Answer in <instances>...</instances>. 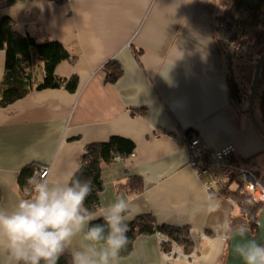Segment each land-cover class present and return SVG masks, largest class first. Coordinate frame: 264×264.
<instances>
[{
    "label": "crops",
    "instance_id": "crops-1",
    "mask_svg": "<svg viewBox=\"0 0 264 264\" xmlns=\"http://www.w3.org/2000/svg\"><path fill=\"white\" fill-rule=\"evenodd\" d=\"M232 2L0 0V18L8 16L18 33L67 48L71 59L55 73L77 78L74 91L64 85L31 90L0 105V207L10 209L25 198L17 184L25 165L47 167L46 179L54 182L81 166L86 145L121 136L134 149L103 165L94 214L125 196L133 218L150 214L158 225L196 228V242L193 263L164 259L159 234L143 233L119 264H225L231 231L246 224L231 197L206 195L188 166L184 141L192 133L211 151L233 144L238 161L264 153L263 134L247 111L250 86L232 73L221 40ZM4 57L0 50V81ZM110 60L122 69L114 83L103 71ZM231 77L242 88L240 99L230 96ZM252 107L264 133V72ZM259 156L261 175L264 154ZM132 176L143 181L140 191L127 185ZM0 264H7L2 252Z\"/></svg>",
    "mask_w": 264,
    "mask_h": 264
},
{
    "label": "trees",
    "instance_id": "trees-1",
    "mask_svg": "<svg viewBox=\"0 0 264 264\" xmlns=\"http://www.w3.org/2000/svg\"><path fill=\"white\" fill-rule=\"evenodd\" d=\"M228 23L223 25L224 49L228 60L240 58L246 48L255 50L264 43V0H233L227 12ZM0 50H4V72L0 81V105L6 106L22 98L31 90L55 88L63 86L74 91L77 85L75 76L60 77L55 73L56 66L71 59L67 48L54 39L37 40L30 34H20L14 28L8 16L0 18ZM39 59L42 63V80L36 82L34 62ZM105 79L114 83L120 77L122 69L115 61H108L103 66ZM230 96L233 100L240 99L242 88L232 77L228 80ZM247 99V97H246ZM134 149L130 139L121 136H111L104 142L90 143L85 146L81 157V179H89L93 184V192L85 201L86 207L93 213L99 207V194L103 187L101 170L103 165L116 158L129 156ZM35 163L25 165L17 176V184L21 190L30 195L32 187L37 180ZM128 186L134 192L140 191L143 181L132 176L127 179ZM224 192V191H223ZM226 195L231 197L235 204L240 206L243 213L248 214L246 228L250 234L257 232L258 217L256 212L261 207L254 203L250 196L241 187L228 189ZM259 216V215H258ZM127 236L129 243L120 255H126L132 248L133 240L137 235L156 232L164 235L190 252L193 242L186 227L158 225L150 214L135 216L129 222ZM58 264H72L71 254L67 251L61 256Z\"/></svg>",
    "mask_w": 264,
    "mask_h": 264
},
{
    "label": "clouds",
    "instance_id": "clouds-1",
    "mask_svg": "<svg viewBox=\"0 0 264 264\" xmlns=\"http://www.w3.org/2000/svg\"><path fill=\"white\" fill-rule=\"evenodd\" d=\"M80 172L77 165L62 179L37 181L33 195L10 209L0 207V252L7 264H58L69 250L72 264H119L129 243L131 201L117 196L94 214L85 204L93 184ZM247 231L244 226L235 230L241 237ZM76 240L78 246L72 247ZM233 250L244 264H264V243L244 239Z\"/></svg>",
    "mask_w": 264,
    "mask_h": 264
},
{
    "label": "built area",
    "instance_id": "built-area-1",
    "mask_svg": "<svg viewBox=\"0 0 264 264\" xmlns=\"http://www.w3.org/2000/svg\"><path fill=\"white\" fill-rule=\"evenodd\" d=\"M184 144H186L189 152L190 166L195 174L199 176L201 185L211 196H215L217 192H222L227 181L230 184L231 182L239 184L241 189L250 196L251 200L255 202L264 201L263 179L256 175L245 163L234 159L236 148L233 144H227L211 151L207 149L205 143L192 133L187 136ZM47 172L48 170L45 168L40 174L35 173V176H38V181L46 179ZM229 201L232 204L235 203L232 198ZM194 232H196V228L191 227L189 234L192 240L196 242L193 237ZM159 237L161 240H167L170 244L169 250L162 252L164 259L183 258L191 263L195 261V251L186 254L178 242L161 234H159Z\"/></svg>",
    "mask_w": 264,
    "mask_h": 264
},
{
    "label": "rangeland",
    "instance_id": "rangeland-1",
    "mask_svg": "<svg viewBox=\"0 0 264 264\" xmlns=\"http://www.w3.org/2000/svg\"><path fill=\"white\" fill-rule=\"evenodd\" d=\"M50 2L52 3H61L65 0H58V1H55V0H49ZM71 1V0H70ZM70 1H67L66 2H70ZM224 25L225 23H228V22H223ZM222 40V44L223 42H225L223 40V38L221 39ZM264 54V43L259 45L255 50H251L250 48H246L242 51V54H241V57L240 58H233L232 60V73L236 76L237 80L240 81V82H243V83H248V86H250V90H251V84H252V78L251 76H253L254 74V71H255V67H256V64L259 60V58ZM34 71H35V80L36 82H40L42 80V63L39 59H37L35 62H34ZM264 72V61L262 62L261 64V68H260V73L261 75L263 74ZM259 73V79L261 77ZM259 79H258V82H259ZM249 81V82H248ZM249 96H247L248 98ZM189 153V152H188ZM264 153H261V154H256L254 156H251L250 158H247V159H243V160H240L242 161L243 163H245L256 175H258L259 177H261L263 180V183H264V173L260 175V173L258 174L256 171L257 170H260V167H259V159L261 158V156H259L257 159L256 157L258 155H263ZM188 166L192 169V167L190 166V157L188 158ZM262 167V166H261ZM47 169V167H44V166H39L35 169V173H41L43 169ZM193 170V169H192ZM194 172V170H193ZM48 173V172H47ZM195 174V172H194ZM195 176L197 177V179L199 180V176L197 174H195ZM38 177V176H37ZM38 181V179L36 180V182ZM203 187V185H202ZM240 187L239 184H236L234 182H227L226 181V185L225 187L222 189V193L224 191V193L226 194L227 190L228 189H233V188H238ZM204 189V187H203ZM21 190V189H20ZM206 195L208 197H211V194L207 193V191L204 189ZM21 192L24 194L25 197H29L31 196L28 191H24V190H21ZM33 195V194H32ZM253 201V200H252ZM254 203H256L257 205H259L260 207L264 206V201H258V202H255L253 201ZM235 205V203H234ZM239 206V205H238ZM239 209H240V206H239ZM98 210V209H97ZM241 215L243 216L244 218V221L245 224L247 225L248 223V214L247 213H243L241 210ZM259 215V211L256 212V216H254L255 218H257ZM192 240V238H191ZM193 242V246L195 244V242L192 240ZM181 245V244H179ZM161 246H162V252H165V251H168L169 248H170V244L169 242H167V240H161ZM194 248H192V250L190 252H186L184 251L186 254H190L192 251H193ZM184 250V248H183Z\"/></svg>",
    "mask_w": 264,
    "mask_h": 264
},
{
    "label": "water",
    "instance_id": "water-1",
    "mask_svg": "<svg viewBox=\"0 0 264 264\" xmlns=\"http://www.w3.org/2000/svg\"><path fill=\"white\" fill-rule=\"evenodd\" d=\"M264 61V54L259 58L255 71L253 74V79H252V84H251V90L249 94V100H248V106H247V111L249 113V116L257 128V130L263 134L264 133L261 130L259 124L257 123L254 114H253V100L257 91V86H258V79H259V73H260V68L261 64ZM236 229H233L230 233L229 239H228V253H227V258L225 264H244L243 260L234 252L233 250V245L236 244L238 241L242 242L244 239H255L257 243H264V206L261 207L259 216H258V221H257V232L255 234H250L249 231L245 233L243 237L240 235L236 234L235 232Z\"/></svg>",
    "mask_w": 264,
    "mask_h": 264
},
{
    "label": "bare ground",
    "instance_id": "bare-ground-1",
    "mask_svg": "<svg viewBox=\"0 0 264 264\" xmlns=\"http://www.w3.org/2000/svg\"><path fill=\"white\" fill-rule=\"evenodd\" d=\"M188 232H189V229H188ZM190 235V234H189ZM190 237H191V235H190ZM193 237L196 239V236L193 234Z\"/></svg>",
    "mask_w": 264,
    "mask_h": 264
}]
</instances>
